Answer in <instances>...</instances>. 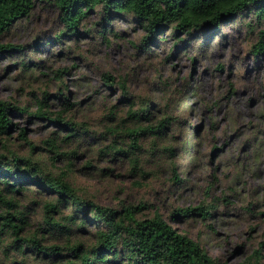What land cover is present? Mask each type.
Wrapping results in <instances>:
<instances>
[{
    "label": "rangeland",
    "instance_id": "obj_1",
    "mask_svg": "<svg viewBox=\"0 0 264 264\" xmlns=\"http://www.w3.org/2000/svg\"><path fill=\"white\" fill-rule=\"evenodd\" d=\"M99 10L79 28L93 34L67 32L58 40L66 30L60 7L37 2L29 17L3 35V43L24 49L0 55V100L26 111L8 113L17 125L1 138L0 156L30 157L55 176L65 172L102 206H143L136 219L160 213L218 264H251L258 253L264 257V55L255 54L260 37L250 25L253 14L222 22L206 39L181 34L186 40L177 41L166 27L163 38L158 33L145 45L148 32L132 16L112 17L100 34ZM107 73L114 77L112 88L106 86ZM60 91L67 104L57 98ZM45 94L47 102L39 106ZM145 100L153 105L152 129L130 114ZM59 114L88 135L65 141L66 130L52 121ZM167 117H173L171 123ZM254 129L257 134L250 135ZM107 146L127 153L106 155ZM42 194L18 196L22 209L30 210L27 235L46 227L48 194ZM212 202L218 208L210 218L177 216L179 209ZM7 242L0 235V264H14L4 253Z\"/></svg>",
    "mask_w": 264,
    "mask_h": 264
},
{
    "label": "trees",
    "instance_id": "obj_2",
    "mask_svg": "<svg viewBox=\"0 0 264 264\" xmlns=\"http://www.w3.org/2000/svg\"><path fill=\"white\" fill-rule=\"evenodd\" d=\"M45 1L0 0V55L10 54L14 50L23 51L21 45L3 43L2 37L15 22L29 17L37 2ZM51 1L60 7L66 27L65 31L56 35L58 40L67 32H70L69 36L93 34V29L86 28V33H82L79 28L82 21L98 7L101 20L97 23L102 24L100 34L105 35L110 28L112 17L132 16L148 32L143 42L145 45L154 42L158 33L163 38L166 27L171 30V37L175 40L179 38L177 41L186 40L180 38L181 34H199L206 39L210 31L222 22L253 14L255 23L250 25L259 29L260 37L255 54L264 55V0ZM105 76L106 86L112 88L114 77L109 73ZM60 80L62 87L64 79ZM125 86L122 82L123 89H126ZM47 98L45 94L44 99H37L39 106L46 104ZM57 98L68 103L65 91H60ZM152 107V102L145 100L140 109H130L131 117L135 121H144L148 129H152ZM25 111L16 104L0 100V140L17 125L8 113L22 114ZM172 118L167 117L165 122L171 123ZM52 121L66 130L65 141L72 137L83 138L89 133L77 123L64 120L60 114ZM140 129L143 132L147 130L142 126ZM25 134L26 129L22 128L21 135ZM139 134H135L136 144ZM92 138L97 140L99 137L95 135ZM53 147L55 154L61 155L59 147L54 143ZM102 152L113 157L127 153L116 151L112 146H107ZM177 181L183 182L181 178H177ZM213 185L211 182L208 191ZM29 192L48 194V200L43 202L46 227H41V234L27 235L32 225L30 210L22 209L18 196ZM142 208L123 205L121 209H115L102 206L95 199L83 195L65 172L55 176L30 157L0 156V235L8 238L4 253L14 264H25L30 258L34 264H218L199 242L178 232L160 213L152 218L136 219L135 213ZM217 208L218 204L212 202L206 207L199 205L179 209L181 213L177 216L198 215L207 219ZM255 257V262L251 264H262L264 257L260 253Z\"/></svg>",
    "mask_w": 264,
    "mask_h": 264
},
{
    "label": "clouds",
    "instance_id": "obj_3",
    "mask_svg": "<svg viewBox=\"0 0 264 264\" xmlns=\"http://www.w3.org/2000/svg\"><path fill=\"white\" fill-rule=\"evenodd\" d=\"M186 107H187V106L185 105V108H186ZM261 128L264 129V124L261 125ZM257 131H258L257 129H254V130L250 133V135H256V134H257ZM260 139H261V140H264V132H261ZM260 159H261V160H264V155H261ZM161 195H162L161 203H163L164 200H165L167 197L164 196L163 193H162Z\"/></svg>",
    "mask_w": 264,
    "mask_h": 264
}]
</instances>
